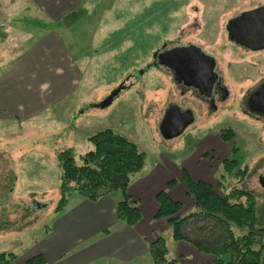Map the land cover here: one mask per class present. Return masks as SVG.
<instances>
[{
  "label": "rangeland",
  "instance_id": "obj_1",
  "mask_svg": "<svg viewBox=\"0 0 264 264\" xmlns=\"http://www.w3.org/2000/svg\"><path fill=\"white\" fill-rule=\"evenodd\" d=\"M86 1L74 22L72 17L55 21L29 12L26 0H15L10 8L9 0H0V74L13 66L24 48L37 44L43 48L52 36H57L56 51L61 59L70 58L86 69L85 78L69 101L41 112L30 121L10 122L9 113L0 120V254L14 253L18 260L12 264H21L52 240L50 233L56 231L62 215L54 212L61 179L57 154L72 148L80 163L81 156L93 150L89 137L107 128L127 137L146 154L143 170L132 177L127 188L129 196L131 184L153 171L164 156L181 166L202 146L198 153L215 170L217 151L208 152L213 148L210 140L219 137L221 130L234 131L233 144L239 151L230 156L241 159L240 168L247 167V176L241 183L232 178L228 184L254 195L258 218L263 221L264 188L259 177L264 175V124L252 122L244 115L240 102L248 88L264 78V53L235 49L227 39L225 24L234 14L250 10L264 0ZM119 29L124 40L113 36ZM167 38L183 43L199 42L219 59L230 97L219 105L218 111L209 115L200 100L190 93L181 95L161 70L146 68L151 64L153 49L162 46ZM118 89L120 92L111 103L102 107ZM168 103L194 110L196 120L180 135L167 140L159 127ZM225 144L224 149L229 151V145ZM219 166L215 180L225 173L223 164ZM183 171L182 167V175ZM168 184L157 192L167 190L169 195L177 184L170 189ZM83 198L76 193L68 207ZM109 199L123 200L124 192L117 190ZM130 199L134 201L133 196ZM135 204L139 207L142 203ZM157 206L159 209L158 203ZM187 226L186 236L197 239L199 228L193 221ZM168 228L161 237L166 240L167 249L174 251L176 242L187 241H172V230ZM174 257L171 253L167 256L170 260ZM150 258L144 257V264H154Z\"/></svg>",
  "mask_w": 264,
  "mask_h": 264
},
{
  "label": "crops",
  "instance_id": "obj_2",
  "mask_svg": "<svg viewBox=\"0 0 264 264\" xmlns=\"http://www.w3.org/2000/svg\"><path fill=\"white\" fill-rule=\"evenodd\" d=\"M9 1L8 8L13 7L15 0ZM26 1L27 11L45 15L55 21H61L71 11H81L82 6L87 3L86 0ZM55 37L52 36L43 48L38 46L40 44L24 48L16 56L13 66L10 65L0 74V120L9 113L10 122L30 121L41 112L73 97L85 78L86 69L82 65H75L70 58L61 59L56 51L59 44ZM219 137L215 136L216 139L210 140L217 151L215 170L221 169L219 164L230 155L228 148L224 149L225 142ZM200 148L195 155L185 159L181 166L169 157H162L153 171L131 184L130 196L134 197V202L142 203L139 206L142 219L135 227L131 228L117 220V202L109 199L111 194L95 202L83 198L77 200V205L69 208L74 194L60 213L62 215L57 221L56 231L50 233L49 238L52 240L48 238L50 241L39 253L49 264H144V260L148 256L150 258L149 245L169 229L166 219H155L158 212L155 199L157 191L171 180L176 181L177 185L170 191L169 197L181 202L183 214H186L197 211V207L188 195L181 168L195 180L212 185L215 183L216 171H212L211 163L202 159L203 156L198 153ZM75 251V257H70ZM170 253L175 255L178 264H213L210 255L199 251L189 242H176L174 251L168 248V255Z\"/></svg>",
  "mask_w": 264,
  "mask_h": 264
},
{
  "label": "trees",
  "instance_id": "obj_3",
  "mask_svg": "<svg viewBox=\"0 0 264 264\" xmlns=\"http://www.w3.org/2000/svg\"><path fill=\"white\" fill-rule=\"evenodd\" d=\"M79 11H71L63 19L77 21ZM72 20V21H73ZM117 39L124 37L122 29L113 33ZM222 141L229 145V154H236L235 132L229 129L219 133ZM89 140L93 150L81 156L78 163L72 148L57 154L61 168L59 199L55 213H61L68 205L69 198L78 193L89 201H98L117 190L124 192V199L116 203V216L120 223L129 227L141 221V212L130 199L127 188L132 177L140 172L146 161V154L133 141L112 129H101ZM241 159L229 157L223 161L225 173L215 180L214 185L195 180L183 171V182L188 195L195 201L197 211L183 214V204L170 199L167 190L157 194L159 205L155 219H166L176 241H187L199 251L210 255L213 264H261L264 254V220L258 218V202L252 193L228 181L240 183L246 178V169L240 168ZM176 182L172 180L168 188ZM220 191V192H219ZM193 221L199 232L197 239L186 236L184 229ZM188 227V226H187ZM203 230L210 231L204 233ZM238 231V233L236 232ZM196 240V241H193ZM212 242L210 245L204 242ZM166 240L161 236L149 245V254L154 264H178L167 258ZM18 260L14 253L0 254V264H12ZM21 264H49L45 257L37 253Z\"/></svg>",
  "mask_w": 264,
  "mask_h": 264
},
{
  "label": "flooded vegetation",
  "instance_id": "obj_4",
  "mask_svg": "<svg viewBox=\"0 0 264 264\" xmlns=\"http://www.w3.org/2000/svg\"><path fill=\"white\" fill-rule=\"evenodd\" d=\"M256 12L258 14V18L256 17ZM264 1L257 6H253L252 9L234 14L225 24V32L227 33V39L233 45L235 49H239L244 53L250 54H261L264 53V41L256 39L255 37H249V46L242 45L241 42L236 39H230V31L234 36H243L246 30L260 29L264 28ZM229 29V31H228ZM169 30V29H168ZM159 44V43H158ZM199 49V51L197 49ZM183 50V54L178 57L180 62H186V58L188 56L199 57L202 59L199 62V67L202 68V71H206V69L213 65V72L216 74L215 81L209 90V94L206 92L200 93L197 89L192 86L187 85V80L190 77L185 74L184 71V63H183V71L176 70L175 65H169V60L177 57L178 53ZM200 52V56H199ZM209 58H212L210 60ZM151 64H147L146 68L154 67L168 76L173 85L181 95H186L190 93L196 99L200 100L205 107L207 108L208 114H213L214 112L219 110V105L226 101L230 97V92L228 86L225 83L223 71L221 70V64L219 59H217L216 55L212 52H209L205 46L199 42H188L183 43L179 41H171L170 38H167L162 46L156 47L152 52V60ZM144 72V70H143ZM192 80V79H191ZM246 91V95L243 96L242 102H240V109L242 106V113L248 116L252 122H261L264 124V106L259 103L260 94L259 92L264 89V78H262L257 84L248 88ZM171 105H178L182 111L190 110L192 114V122L196 120L195 111L189 108H184L182 105L178 103H168L165 112ZM164 112V115H165ZM164 118V116H163ZM162 118V119H163ZM162 121V120H161ZM212 148L208 152H215ZM229 152V151H228ZM217 154V152H215ZM231 157V156H230ZM229 158V157H228ZM223 163V161L221 162Z\"/></svg>",
  "mask_w": 264,
  "mask_h": 264
},
{
  "label": "water",
  "instance_id": "obj_5",
  "mask_svg": "<svg viewBox=\"0 0 264 264\" xmlns=\"http://www.w3.org/2000/svg\"><path fill=\"white\" fill-rule=\"evenodd\" d=\"M256 17L258 18V14L256 12ZM259 19V18H258ZM264 27V25H263ZM229 31V29H228ZM243 36H234L232 32L230 31V39H238L237 41L241 42L242 45L249 46V37H255L256 39H259L264 41V28L260 29H253V30H246ZM197 49V48H196ZM199 51V49H197ZM183 54V50L180 51L174 59L169 60V65L173 66L175 65L176 70L183 71V63H184V71L185 74H187L190 79H188L187 85L192 86L195 89H197L200 93L207 92L210 93L209 90H211V87L215 81L216 74L213 72V65L211 67L207 68L206 71H202V68L199 67V62L202 61L199 57H193L188 56L186 58V62H180L178 60V57H180ZM199 52V56H200ZM213 61L212 58H209ZM192 79V80H191ZM121 86V88H123ZM120 90L113 91L109 97L101 104L102 107H105L109 105L115 95L118 94ZM260 98L259 103L264 106V89L259 92ZM192 122V114L190 110L182 111L181 108L178 105H171L167 111L165 112L164 118L162 119L160 123V133L165 139H172L178 135H180ZM259 183L264 188V175L259 177Z\"/></svg>",
  "mask_w": 264,
  "mask_h": 264
}]
</instances>
